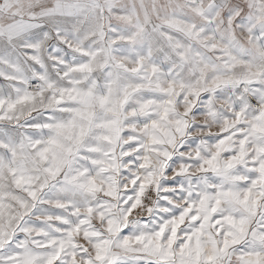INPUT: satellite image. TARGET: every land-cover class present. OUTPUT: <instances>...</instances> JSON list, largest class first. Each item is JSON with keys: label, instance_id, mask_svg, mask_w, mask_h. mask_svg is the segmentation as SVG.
Segmentation results:
<instances>
[{"label": "snow or ice", "instance_id": "obj_1", "mask_svg": "<svg viewBox=\"0 0 264 264\" xmlns=\"http://www.w3.org/2000/svg\"><path fill=\"white\" fill-rule=\"evenodd\" d=\"M0 264H264V0H0Z\"/></svg>", "mask_w": 264, "mask_h": 264}]
</instances>
